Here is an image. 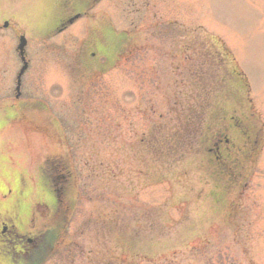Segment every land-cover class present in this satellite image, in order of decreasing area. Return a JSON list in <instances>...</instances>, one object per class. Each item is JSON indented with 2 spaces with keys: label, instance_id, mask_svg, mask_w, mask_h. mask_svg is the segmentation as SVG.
Masks as SVG:
<instances>
[{
  "label": "rangeland",
  "instance_id": "obj_1",
  "mask_svg": "<svg viewBox=\"0 0 264 264\" xmlns=\"http://www.w3.org/2000/svg\"><path fill=\"white\" fill-rule=\"evenodd\" d=\"M57 1L0 0V26L9 27L0 31L2 107L19 66L11 32L27 41L29 90L38 100L33 103L46 106L32 108L23 121L9 122L8 112L0 121V173H10L12 182L2 183L0 197L10 196L0 208L11 203L42 215L41 201L50 200L45 163L56 170V153L77 178L65 228L42 264H89L103 257L104 247L117 249L112 218L139 231L138 264H264V0H104L45 40L43 24L52 20ZM105 22L126 42L118 53L113 44L105 72H92L91 51L83 48L78 59L79 44L88 26L103 29ZM207 36L218 65L229 64L231 80L211 90L206 79L189 74L190 62L215 77L219 68L180 49L193 44L205 52ZM220 42L232 63L220 56ZM55 86L62 87L57 94ZM208 101L214 106L206 107ZM181 109L194 112L191 126L178 127ZM39 114L47 121L30 123ZM231 116L257 134L252 148H236L225 161L238 174L236 185L220 173L214 177V164L205 161L220 138L205 135L219 121L237 142ZM57 135L68 147L52 142ZM142 135L156 145L153 157L136 155ZM175 139L184 145L180 150H173Z\"/></svg>",
  "mask_w": 264,
  "mask_h": 264
},
{
  "label": "flooded vegetation",
  "instance_id": "obj_2",
  "mask_svg": "<svg viewBox=\"0 0 264 264\" xmlns=\"http://www.w3.org/2000/svg\"><path fill=\"white\" fill-rule=\"evenodd\" d=\"M103 1L104 0H58L56 4L53 3L55 5H52V7H55V11L53 12L52 20L49 22L46 21L43 24L48 30V33L43 38L46 40L49 36L54 38L61 34L77 21L89 15V13L95 10ZM15 26L16 25L11 24V27ZM103 26H105L103 29L101 27L92 28L88 26V28L92 30L87 29L85 31L86 38L79 44L77 52V57L80 59L82 58L81 55H84L82 49H90L91 52L87 59L90 62L89 67L93 68L92 72H105L111 62L109 55L113 44L116 43L114 45V50L116 51L115 53H118L119 48L121 49L126 42L125 36L115 37L116 35L112 33V27L109 22H105ZM11 36L18 41L21 33L18 32V35H15L11 32ZM93 48L94 50L92 51L91 49ZM106 50H109V54ZM14 52H16L15 47ZM30 55L26 47L23 60L19 56V53H16L19 66L17 70L11 72V92L8 98L10 102L7 106L2 107V105L5 104L3 103L5 99L0 98V121L7 112L10 113V117L7 120L12 123L23 121L24 118H27L26 113H30L29 110L32 108L38 107L40 110H46V106L45 108L42 107V100H39L38 103H33L35 97L29 90L30 82L27 71L30 62H32ZM91 58H93L92 61ZM41 59H43L45 65L46 54L41 56ZM23 61L27 63V67L26 70L19 75ZM96 68H100L101 71H98ZM44 79H46V77ZM60 90H62V87L55 86V91L51 90V92L57 94ZM34 101L38 100L36 99ZM39 116L40 118L36 120H32L31 118L30 123L34 122L39 125L43 124L42 121H47V119H42L40 114ZM56 137L60 138L52 139V142L54 141L61 146L66 144L65 147H68L65 136L57 135ZM233 148L234 145H231V142L226 138L224 140L220 139L214 144V159L219 163L221 168L227 167L225 160L229 157V154L232 153ZM60 157V154L56 153V158H54L56 159V170H52L50 165H47L48 162L45 163L44 176L50 200L49 202H47V200L41 201V207L39 208L43 211L42 215L39 214L37 215L38 217H34L31 211H29L28 215L24 213V210L20 206H11V203L5 209L0 208V264H40L57 244V240H59L65 228L70 207L73 205L70 192L77 182L74 168L71 166L66 167ZM9 162V168H11V158ZM3 182L11 186L10 173H8L7 177L5 174L1 175L0 173V188L4 187L2 184ZM6 195L7 194L0 197L2 203L8 200L7 196H10V193Z\"/></svg>",
  "mask_w": 264,
  "mask_h": 264
},
{
  "label": "trees",
  "instance_id": "obj_3",
  "mask_svg": "<svg viewBox=\"0 0 264 264\" xmlns=\"http://www.w3.org/2000/svg\"><path fill=\"white\" fill-rule=\"evenodd\" d=\"M206 40H208V46H205V48L207 49L205 52L201 51V49L199 48V45H198V48H199L198 49V48L194 47L193 44H191V45H187V44L180 45L181 51L184 52L187 50H191L192 56L194 54L202 56L203 58L206 59L205 62L210 67L212 65H214L215 67L219 68L217 70V73L219 75L215 77L214 75H212L210 73V71L205 72V68L202 65H201V68H199V66L196 65L195 62H190L193 65L191 67V72L189 71V74L193 73L192 77L199 78L200 80L206 79L208 86H210V85H215V86L224 85L225 86L227 83H229L231 81L229 78V69L226 68V66H228L229 64L224 62V64H225L223 67L224 70L221 67V65H223V62L220 65H218V63H220L221 59L213 56L212 53L210 52V48L212 47L211 41L213 39H211L210 36H207ZM220 46L222 49V52H220V56L224 58L223 61H225L227 59H229L231 61V58L229 57V54L227 53V51L224 49V47L222 45H220ZM179 54L181 55V52H179ZM230 61H229V63H230ZM196 68L203 70L205 73H203L202 75H200L199 73H196ZM238 75L240 76V74H238ZM215 86H214L213 90L215 89ZM209 89L211 90L212 86H210ZM210 93H212V96L215 95L214 91H211ZM192 101H193V103L197 104L198 98L194 97ZM211 106L213 107L214 105L212 103L210 104V101H208L206 107H211ZM184 111L185 110L181 109V110H177V113H176L177 119H180V121H181L180 125L178 126L179 128L184 127V125H190L191 126V123H192L193 118H194V112L193 111H191V112H184ZM210 118H211V116H210ZM234 119L235 120L233 121V117L231 116L229 120L233 121L232 124L235 127H241L242 125H244V120L237 118L235 116H234ZM196 125H198V123ZM220 125H221V123L219 121L217 124V128L215 127L212 130H209V134L205 135V140L208 138L213 140V139L218 138L220 136L226 135L228 133L227 128H221ZM256 137H257V134H256ZM138 144H139L141 152H135V153L139 157H142L143 153H145V155L148 157H153L154 154L157 153L156 145L150 141H147L145 138L143 140L138 141ZM180 146L182 148L184 146V145H182V141L175 139V145L173 146V150L174 151L180 150ZM111 221H113L112 223L114 224L111 231L114 232L113 236L118 237V239L120 241V246H117V249L114 248V250L107 248V246L104 247L103 248V250H104L103 257L102 258H95V261L91 260V262L90 263L88 262V263L89 264H116V263L117 264H138V261L135 262L133 260V258L136 257L135 246L137 244L136 241L138 240L137 236L139 234V231H137L133 228L129 230V227L127 226V224H124L122 226L121 223L119 224V222H117L116 218H112Z\"/></svg>",
  "mask_w": 264,
  "mask_h": 264
},
{
  "label": "water",
  "instance_id": "obj_4",
  "mask_svg": "<svg viewBox=\"0 0 264 264\" xmlns=\"http://www.w3.org/2000/svg\"><path fill=\"white\" fill-rule=\"evenodd\" d=\"M4 27H6V24L4 25ZM24 46H25V40L23 38H20L19 44L17 46V50L20 52V55H22L23 53ZM24 70H25V65H23L20 73H22Z\"/></svg>",
  "mask_w": 264,
  "mask_h": 264
}]
</instances>
